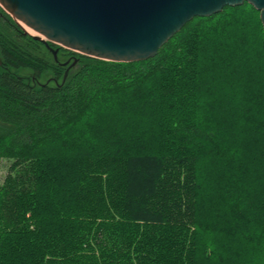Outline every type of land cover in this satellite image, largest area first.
<instances>
[{
  "label": "trees",
  "instance_id": "trees-1",
  "mask_svg": "<svg viewBox=\"0 0 264 264\" xmlns=\"http://www.w3.org/2000/svg\"><path fill=\"white\" fill-rule=\"evenodd\" d=\"M3 161L0 264H264L259 12L194 17L154 57L113 62L0 7Z\"/></svg>",
  "mask_w": 264,
  "mask_h": 264
},
{
  "label": "water",
  "instance_id": "water-1",
  "mask_svg": "<svg viewBox=\"0 0 264 264\" xmlns=\"http://www.w3.org/2000/svg\"><path fill=\"white\" fill-rule=\"evenodd\" d=\"M244 3L259 12L264 33V0H0V7L46 46L52 43L106 61L135 62L154 57L194 17ZM49 50L56 60L57 50Z\"/></svg>",
  "mask_w": 264,
  "mask_h": 264
},
{
  "label": "rangeland",
  "instance_id": "rangeland-1",
  "mask_svg": "<svg viewBox=\"0 0 264 264\" xmlns=\"http://www.w3.org/2000/svg\"><path fill=\"white\" fill-rule=\"evenodd\" d=\"M22 27L23 26L21 25V28ZM22 29L25 30L24 27ZM28 35L33 36V35H36V33L35 32L32 33V34L29 33ZM54 50H56V49H54ZM34 51L37 53V55L40 58H44L46 61H49V62L52 61V57H53L52 52H46L42 47H39V46L35 47L34 48ZM56 59L60 61V64L63 65L64 63H67L66 65H68V66L71 65V63L74 61V60L71 61L70 58H65V56H61L60 54H56ZM22 73L24 75H27L28 74V71H24ZM49 79H50V75L49 74H46V76H44V78H43V81H47L48 82ZM7 167H8V163L6 161H3V162L0 163V181H2L3 178H4V176L6 175L7 169H8Z\"/></svg>",
  "mask_w": 264,
  "mask_h": 264
},
{
  "label": "bare ground",
  "instance_id": "bare-ground-1",
  "mask_svg": "<svg viewBox=\"0 0 264 264\" xmlns=\"http://www.w3.org/2000/svg\"><path fill=\"white\" fill-rule=\"evenodd\" d=\"M23 27H24V29L26 30V31H28L29 33H34L32 30H30L25 24H23V23H20Z\"/></svg>",
  "mask_w": 264,
  "mask_h": 264
}]
</instances>
